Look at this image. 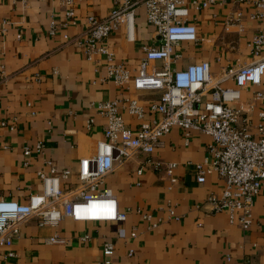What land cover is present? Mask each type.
<instances>
[{
  "label": "crops",
  "instance_id": "obj_1",
  "mask_svg": "<svg viewBox=\"0 0 264 264\" xmlns=\"http://www.w3.org/2000/svg\"><path fill=\"white\" fill-rule=\"evenodd\" d=\"M112 8V0H74L73 17L67 19L59 0H0V121L14 126L13 131L0 129L1 199L23 203L37 193L36 172L48 174L44 161L70 171L74 178L78 160L91 154L94 142L102 139L104 119L97 105L135 97L130 83L119 88L106 79L102 56L91 59L84 53L86 17H105ZM236 13L242 15L239 22L234 21ZM253 13V0H214L197 12L190 9L188 22L197 41L177 46L180 57L174 69L207 62L210 72L217 73L250 63L249 40L264 32V19L250 18ZM134 14L132 42H126L121 31L107 38L114 61L130 75L141 56L140 46L156 44L143 6H136ZM221 86L234 84L228 79ZM256 90H240L241 101L253 105L243 106L239 123L243 126L246 118L250 133L256 123L258 103L252 99ZM138 97L145 110L155 98L149 93ZM119 113L134 132L137 121ZM36 143L43 146L41 154L33 151ZM212 144L209 136L195 130L185 136L178 127L160 138L152 158L175 164L177 182L171 186L162 170L147 169L137 176L138 156L106 176L102 188L115 196L118 210L125 214L122 228L127 235L135 233L133 238H115L114 226L105 222L64 218L48 227L31 220L20 226L9 246L0 245V264H100L103 239L114 243L110 264H264V187L253 198L252 224L242 231L228 223L226 213L211 212L205 204L224 186L216 173L206 175L202 184L195 182L194 165L202 162ZM23 148L32 150L29 156L22 155ZM136 208L148 220L136 214ZM54 233L65 244L45 243ZM84 234L89 239L79 242Z\"/></svg>",
  "mask_w": 264,
  "mask_h": 264
},
{
  "label": "built area",
  "instance_id": "obj_2",
  "mask_svg": "<svg viewBox=\"0 0 264 264\" xmlns=\"http://www.w3.org/2000/svg\"><path fill=\"white\" fill-rule=\"evenodd\" d=\"M74 0H59L67 19L73 17ZM214 3V0H112L113 8L105 17L87 16L84 30V53L88 58L102 56L104 74L116 87L126 88L131 84L135 97L99 103L97 108L104 119L102 139L94 142L91 154L77 163L75 177L68 170H57L49 161H44L48 174L36 172L40 189L30 194L23 203L0 198V245L9 246L18 235L21 225L33 220L37 226L55 227L64 218L72 222H105L114 226V236L124 240L128 235L122 224L125 214L118 210L115 196L103 181L114 168L135 156L137 176L145 170H162L169 185H174V163L152 158L153 149L160 145V138L172 127H178L185 136L195 130L212 140L207 156L194 165L195 182L202 184L206 175L215 172L223 181L217 195L205 201L210 211L224 212L227 221L240 230L247 231L252 224L253 198L264 187V32L256 33L248 43L253 60L236 70L211 73L207 62L191 63L174 69L180 55L177 46L195 43L196 31L188 22L189 10L199 11ZM144 8L145 21L154 29L156 44L141 45L140 58L134 73L114 61L108 49L107 38L114 31H121L128 43L134 39V11ZM252 19H264V0H253ZM242 19L236 13L235 22ZM18 37V36H17ZM233 81V88H224L221 83ZM255 87L253 101L258 103L253 133L248 130L249 121L240 116L243 106L252 109L240 99V90ZM149 93L152 99L145 110L138 96ZM208 95L207 100L202 98ZM233 106H236L233 108ZM126 112L137 121L134 132L124 124L119 111ZM154 114L149 118L148 114ZM0 129L13 131L14 126L0 121ZM30 148H23L27 157ZM33 151L41 154L43 146L36 143ZM25 164V163H24ZM142 219L148 215L134 209ZM172 216V210H169ZM89 239L87 234L79 242ZM66 240L53 234L45 239L47 244H65ZM114 253L112 240L103 239L100 246V264H110ZM129 251L128 254H131ZM7 256H12L11 253Z\"/></svg>",
  "mask_w": 264,
  "mask_h": 264
}]
</instances>
